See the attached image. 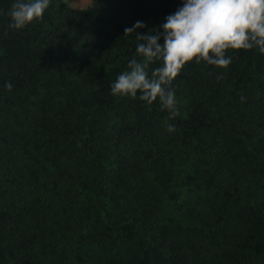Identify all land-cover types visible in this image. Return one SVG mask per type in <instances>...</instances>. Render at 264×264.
I'll return each mask as SVG.
<instances>
[{
    "label": "trees",
    "instance_id": "obj_1",
    "mask_svg": "<svg viewBox=\"0 0 264 264\" xmlns=\"http://www.w3.org/2000/svg\"><path fill=\"white\" fill-rule=\"evenodd\" d=\"M12 3L0 0V264H264V54L186 64L169 118L109 89L139 42L125 28L160 30L182 0H50L20 30Z\"/></svg>",
    "mask_w": 264,
    "mask_h": 264
},
{
    "label": "clouds",
    "instance_id": "obj_2",
    "mask_svg": "<svg viewBox=\"0 0 264 264\" xmlns=\"http://www.w3.org/2000/svg\"><path fill=\"white\" fill-rule=\"evenodd\" d=\"M49 5L50 0H13L7 12L8 27L23 29L41 18ZM145 27L138 20L125 28V35L136 33L139 42L135 55L109 90L113 96L138 97L149 105L158 100L169 118L179 111L172 85L186 64L204 61L227 68L233 62L230 50L264 54V0H182V5L165 17L160 30L139 31ZM157 62L159 66L150 69ZM4 87L10 91L13 86L8 82ZM167 130L172 132L174 125L168 124Z\"/></svg>",
    "mask_w": 264,
    "mask_h": 264
},
{
    "label": "rangeland",
    "instance_id": "obj_3",
    "mask_svg": "<svg viewBox=\"0 0 264 264\" xmlns=\"http://www.w3.org/2000/svg\"><path fill=\"white\" fill-rule=\"evenodd\" d=\"M66 2L71 6L78 7V8H81V7L84 8L90 3H92L93 0H66Z\"/></svg>",
    "mask_w": 264,
    "mask_h": 264
}]
</instances>
